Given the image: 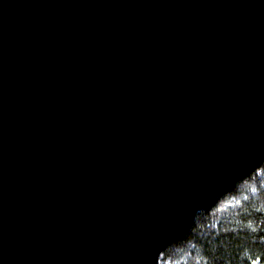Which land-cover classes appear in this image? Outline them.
Masks as SVG:
<instances>
[{
  "label": "water",
  "instance_id": "1",
  "mask_svg": "<svg viewBox=\"0 0 264 264\" xmlns=\"http://www.w3.org/2000/svg\"><path fill=\"white\" fill-rule=\"evenodd\" d=\"M264 161V0H0V264H158Z\"/></svg>",
  "mask_w": 264,
  "mask_h": 264
},
{
  "label": "trees",
  "instance_id": "2",
  "mask_svg": "<svg viewBox=\"0 0 264 264\" xmlns=\"http://www.w3.org/2000/svg\"><path fill=\"white\" fill-rule=\"evenodd\" d=\"M158 264H264V161L200 210Z\"/></svg>",
  "mask_w": 264,
  "mask_h": 264
}]
</instances>
